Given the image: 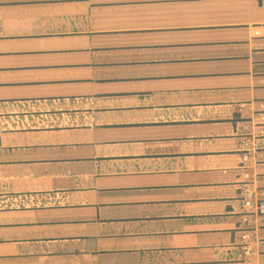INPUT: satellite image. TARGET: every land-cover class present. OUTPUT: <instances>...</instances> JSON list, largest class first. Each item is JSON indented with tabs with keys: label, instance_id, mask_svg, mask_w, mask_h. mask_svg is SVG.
Returning a JSON list of instances; mask_svg holds the SVG:
<instances>
[{
	"label": "crops",
	"instance_id": "crops-1",
	"mask_svg": "<svg viewBox=\"0 0 264 264\" xmlns=\"http://www.w3.org/2000/svg\"><path fill=\"white\" fill-rule=\"evenodd\" d=\"M263 117L264 0H0V264H264Z\"/></svg>",
	"mask_w": 264,
	"mask_h": 264
},
{
	"label": "built area",
	"instance_id": "built-area-1",
	"mask_svg": "<svg viewBox=\"0 0 264 264\" xmlns=\"http://www.w3.org/2000/svg\"><path fill=\"white\" fill-rule=\"evenodd\" d=\"M245 104H241V108H244ZM262 121H264V117L262 118ZM243 145L246 147L247 143L244 142ZM246 151L248 152V149H246ZM243 160L245 163L249 162L250 161V156L249 155H245L243 157ZM250 202H246V204H249ZM261 208H264V205H261L260 206ZM244 238H247V236H244Z\"/></svg>",
	"mask_w": 264,
	"mask_h": 264
}]
</instances>
